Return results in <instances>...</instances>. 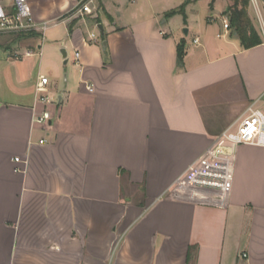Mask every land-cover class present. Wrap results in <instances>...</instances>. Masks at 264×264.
<instances>
[{
    "label": "crops",
    "instance_id": "0c3cea01",
    "mask_svg": "<svg viewBox=\"0 0 264 264\" xmlns=\"http://www.w3.org/2000/svg\"><path fill=\"white\" fill-rule=\"evenodd\" d=\"M77 1L28 0L45 33L1 35L0 84L14 91L0 93V264H264L263 147L235 149L224 206L170 196L249 106L264 112L252 11L262 43L244 49L227 16L190 37L126 0L75 17ZM46 47L72 51L49 105L37 93ZM44 111L48 125L36 123Z\"/></svg>",
    "mask_w": 264,
    "mask_h": 264
},
{
    "label": "built area",
    "instance_id": "2783aa9c",
    "mask_svg": "<svg viewBox=\"0 0 264 264\" xmlns=\"http://www.w3.org/2000/svg\"><path fill=\"white\" fill-rule=\"evenodd\" d=\"M101 0H78L72 15L75 17H96ZM260 36L264 42V0H249ZM49 25L37 24L33 18L28 0H0V33L29 34L45 33ZM225 29L230 25L224 24ZM92 38L95 35L92 34ZM27 53V56H30ZM76 59L80 54L76 53ZM49 79L41 76L37 85L39 101L49 105L55 102L48 95ZM89 92H94L91 85ZM52 120L49 111H44L36 118V123L48 125ZM44 143L45 141H41ZM241 145L264 148V112L254 105L249 106L244 114L228 129L221 133L204 155L178 178L170 192L173 198H180L198 203L224 206L228 198L232 180L231 161L235 149Z\"/></svg>",
    "mask_w": 264,
    "mask_h": 264
},
{
    "label": "rangeland",
    "instance_id": "374dc122",
    "mask_svg": "<svg viewBox=\"0 0 264 264\" xmlns=\"http://www.w3.org/2000/svg\"><path fill=\"white\" fill-rule=\"evenodd\" d=\"M129 8L138 7V13L143 15H151L153 13H159L161 21L160 26H165L173 34L182 33L186 35L185 30L190 29V37H193V33L199 29L204 30L208 25H220L222 26L223 17L226 16L227 11V0H126ZM138 4H137V3ZM165 12H164V11ZM249 10V9H248ZM163 11V13H162ZM209 18L215 20L212 24H209ZM166 23H163V22ZM230 25V22L227 21ZM0 33V45L1 46H11L10 36H5ZM47 40H45V45L54 44L53 40L55 38L64 37V27L59 26L49 30L46 33ZM8 46V47H9ZM4 48V47H3ZM5 49V48H4ZM0 50V58L5 57L6 50ZM38 53V51H36ZM60 57L58 56L56 50L51 48L44 49V57L42 63L41 72L50 80L49 90L50 93L58 94L56 91L60 88L61 83H65V80L71 75L72 69V51L68 49V64H64L65 59L61 52ZM37 59V58H36ZM5 93L8 99L13 97L14 85H12V80L9 77L3 76L2 86L0 84V93Z\"/></svg>",
    "mask_w": 264,
    "mask_h": 264
},
{
    "label": "trees",
    "instance_id": "16d2710c",
    "mask_svg": "<svg viewBox=\"0 0 264 264\" xmlns=\"http://www.w3.org/2000/svg\"><path fill=\"white\" fill-rule=\"evenodd\" d=\"M228 8L226 16L229 19L230 27L240 40L244 49H251L261 45L262 41L249 16V0H227ZM34 33L20 35L18 37L32 36ZM178 63L182 64L185 57L184 43L177 48Z\"/></svg>",
    "mask_w": 264,
    "mask_h": 264
},
{
    "label": "water",
    "instance_id": "95a60500",
    "mask_svg": "<svg viewBox=\"0 0 264 264\" xmlns=\"http://www.w3.org/2000/svg\"><path fill=\"white\" fill-rule=\"evenodd\" d=\"M99 29L101 30V31H103V27L101 26V25H99ZM185 33L187 34L188 33V31L187 30H185ZM104 47H106V42H104ZM61 53H62V55H63V58L65 59V65L67 64V53H66V51L64 50V49H62L61 50Z\"/></svg>",
    "mask_w": 264,
    "mask_h": 264
}]
</instances>
